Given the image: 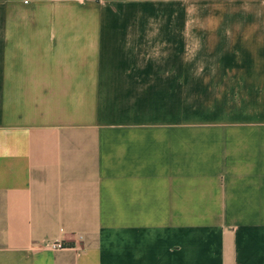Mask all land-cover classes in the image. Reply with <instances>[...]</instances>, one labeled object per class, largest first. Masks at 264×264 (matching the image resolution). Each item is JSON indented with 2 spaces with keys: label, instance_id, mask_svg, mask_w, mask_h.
I'll return each instance as SVG.
<instances>
[{
  "label": "crops",
  "instance_id": "1",
  "mask_svg": "<svg viewBox=\"0 0 264 264\" xmlns=\"http://www.w3.org/2000/svg\"><path fill=\"white\" fill-rule=\"evenodd\" d=\"M217 2L0 0V264H264V0Z\"/></svg>",
  "mask_w": 264,
  "mask_h": 264
},
{
  "label": "rangeland",
  "instance_id": "2",
  "mask_svg": "<svg viewBox=\"0 0 264 264\" xmlns=\"http://www.w3.org/2000/svg\"><path fill=\"white\" fill-rule=\"evenodd\" d=\"M99 1V0H97ZM169 4V2H165ZM196 9L192 10V13L186 14L184 12L181 13L182 15H186L188 18H198V19H221V18H239V19H247V0H242V4L239 6L241 10L239 13H235L236 10H232L228 7H224V4L217 2L216 4H207L203 5H193ZM158 8V7H157ZM238 9V6H235ZM146 18H152L151 12L145 11L144 12ZM155 17L158 18H169V7L166 5L165 9H156ZM173 18H177V13L173 12Z\"/></svg>",
  "mask_w": 264,
  "mask_h": 264
},
{
  "label": "built area",
  "instance_id": "3",
  "mask_svg": "<svg viewBox=\"0 0 264 264\" xmlns=\"http://www.w3.org/2000/svg\"><path fill=\"white\" fill-rule=\"evenodd\" d=\"M45 246L53 250L62 249L65 247V245L61 242L49 243V244H46Z\"/></svg>",
  "mask_w": 264,
  "mask_h": 264
}]
</instances>
